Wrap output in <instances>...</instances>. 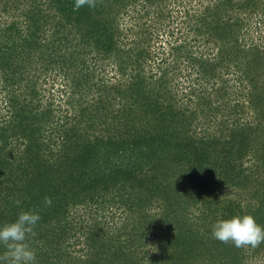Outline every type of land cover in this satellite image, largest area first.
<instances>
[{
    "label": "trees",
    "instance_id": "obj_1",
    "mask_svg": "<svg viewBox=\"0 0 264 264\" xmlns=\"http://www.w3.org/2000/svg\"><path fill=\"white\" fill-rule=\"evenodd\" d=\"M262 27L264 0H0V227L41 216L36 264L264 255L212 237L264 227Z\"/></svg>",
    "mask_w": 264,
    "mask_h": 264
},
{
    "label": "clouds",
    "instance_id": "obj_2",
    "mask_svg": "<svg viewBox=\"0 0 264 264\" xmlns=\"http://www.w3.org/2000/svg\"><path fill=\"white\" fill-rule=\"evenodd\" d=\"M97 3L98 0H75V10L83 6L94 9ZM51 203L50 197L44 198L46 206H51ZM16 204L19 205L20 201ZM40 220L41 216L35 212H21L15 222L0 227V245L6 249L0 255V264H36V253L26 241L35 235L34 229ZM212 237L236 248H256L264 243V227L252 215L235 216L217 221Z\"/></svg>",
    "mask_w": 264,
    "mask_h": 264
},
{
    "label": "rangeland",
    "instance_id": "obj_3",
    "mask_svg": "<svg viewBox=\"0 0 264 264\" xmlns=\"http://www.w3.org/2000/svg\"><path fill=\"white\" fill-rule=\"evenodd\" d=\"M124 20L125 21H128L127 24H129V20H126L125 18H124ZM254 25H256L255 22H254ZM257 30L258 29H256V26H253V28L251 30V34L252 35H249V37H255V41L259 43L260 42V39L258 38V31ZM261 30L263 31L264 28L262 27ZM151 65L154 67V69H156L155 68V65H153V64H151ZM108 70L110 71L109 76H111L113 74H116V70H113L112 71L111 67H109ZM44 77H46V78H44ZM62 79H63V77L59 73L53 72L52 74L51 73L46 74V75L44 74L43 75V80L46 82L47 93H48L49 89L53 88V82H55L57 85L58 84L61 85V83L63 81ZM54 90H57V89L54 88ZM202 121H204V120H202ZM211 124L214 125V123H211ZM213 125L206 124V127L207 128H205V127H203V128L204 129H207V130H209V129L216 130V128H214ZM199 131H200V127H199ZM106 214H107V218H109V222H111V224H113V223H119V225H121L124 222V219L126 217V215L122 216V215L118 214L114 219H112L111 218L112 216H111V213L110 212H106ZM250 264H264V255L262 254L257 260L256 259L251 260L250 261Z\"/></svg>",
    "mask_w": 264,
    "mask_h": 264
}]
</instances>
